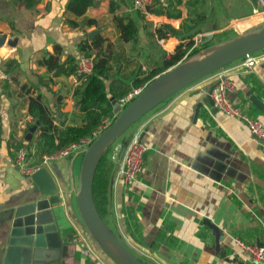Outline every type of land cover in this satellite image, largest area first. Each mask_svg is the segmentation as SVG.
<instances>
[{"label":"crops","instance_id":"crops-1","mask_svg":"<svg viewBox=\"0 0 264 264\" xmlns=\"http://www.w3.org/2000/svg\"><path fill=\"white\" fill-rule=\"evenodd\" d=\"M66 3L36 0L25 6L0 0V33L5 34L0 64L6 72L0 78V263L12 207L40 192L31 174H21L11 160L12 149L20 144L26 146L31 162H40L45 154L35 144L37 121L27 110L29 97L38 96L57 127L77 125L83 119L73 95V72L52 74L38 62L43 54L56 45L59 61L72 57L74 63L78 44L98 38L96 46H89V55L96 51L105 55L109 68L102 80L109 99L170 67L165 63L175 45L187 39L184 35H192L190 46L208 41L214 45L264 21L260 3L250 0H152L143 11L131 0H95L77 16L65 8ZM114 16L123 23L133 22L132 38H122ZM66 18L77 24L69 25ZM86 18L94 22L86 23ZM164 24L178 32L158 37L154 29ZM92 29L96 32L89 38ZM207 32L211 37L202 43ZM10 36L14 44L7 43ZM252 54L255 60L248 69L237 67L240 59L221 67L234 85L227 95L230 102L264 124V113L250 99L264 104V47ZM214 79L208 73L179 89L109 144L112 166L105 223L128 247H136L132 251L144 264H259L233 238L259 243L263 237L264 142L237 117L206 102L199 104ZM134 129L147 148L135 180L126 185L119 178L113 180L112 174ZM79 160V150L74 149L42 163L58 193L51 206L61 245L41 264H113L94 245L83 251L74 238Z\"/></svg>","mask_w":264,"mask_h":264},{"label":"water","instance_id":"water-1","mask_svg":"<svg viewBox=\"0 0 264 264\" xmlns=\"http://www.w3.org/2000/svg\"><path fill=\"white\" fill-rule=\"evenodd\" d=\"M250 1L257 3V0ZM95 32L96 29H92L87 36L91 38ZM210 37V32L205 33L201 42H205ZM4 38L5 34L0 33V42ZM6 41L8 44H14V37H7ZM263 47L264 21L252 30L205 47L201 55L185 58L157 73L125 105H121L115 97H109L113 118L79 150L80 160L73 195L79 222L87 233L89 241L95 244L113 264L143 263L109 228L96 209L92 180L102 152L123 131L171 94L224 64ZM213 84L214 81L205 87L206 92L203 93L199 104L206 102L216 109L209 95ZM250 99L264 113V104L253 96ZM35 125L36 123L28 128L25 136L31 134ZM31 177L40 192L37 196L12 207L0 264H41L40 260L50 253L49 251L58 250L61 245V237L51 206V203L59 199L57 190L43 166L32 172Z\"/></svg>","mask_w":264,"mask_h":264},{"label":"trees","instance_id":"trees-1","mask_svg":"<svg viewBox=\"0 0 264 264\" xmlns=\"http://www.w3.org/2000/svg\"><path fill=\"white\" fill-rule=\"evenodd\" d=\"M14 1L23 2L25 6H31L36 2V0ZM94 3L95 0H67L65 8L77 16L82 14L88 6L94 5ZM111 7L112 3H110V10H112ZM114 19L121 32L122 38L128 40L132 36V33L135 31L133 22L128 20L127 22L123 23L120 16H114ZM65 20L69 25L77 24L76 20L72 18H66ZM85 22L92 23L94 22V19L86 18ZM181 27H184V24ZM154 30L158 37L175 35L178 32V30L166 24L156 26ZM182 38L187 39L184 41H179L175 45L168 61L165 63V67L171 66L176 62L188 58L196 53L199 49L205 48L211 44L208 41L207 43H196L194 46H190L193 45L194 41L192 35L186 34ZM97 44L98 38L90 41V44H88L87 41L84 40L78 44V48L81 52L90 54V47H94ZM189 46L190 49L186 52V49ZM58 53L59 48L55 45L53 51L51 53L43 54V56L38 59V62L45 65L46 68L55 75L69 74L73 72L75 68L73 58L68 57L64 62H62L58 59ZM92 62V70L87 75L85 81L82 84L77 85L73 90V95L75 96L78 107L83 112V119L80 124L63 125L61 127H57L52 123L49 110L41 103L38 96L29 97L27 110L33 117V120L37 121V138L35 142L37 150L45 154H52L55 151L61 149L69 142L76 141L83 136H91L92 131L95 130V128L98 126L103 116L113 118L111 103L107 97V93L104 90L102 80V78L107 75V71L109 68L106 63L105 55L100 51L94 52ZM152 76L153 75H150L148 78L144 79L145 81H138L134 83L135 86L144 85ZM124 93L121 92L115 94L114 96L117 99ZM108 150L109 145H107L98 160L92 180V194L94 203L100 217L104 222H106L105 213L107 204V184L112 166V161L109 158ZM139 260L141 261L140 258ZM141 262L143 263V261Z\"/></svg>","mask_w":264,"mask_h":264},{"label":"built area","instance_id":"built-area-1","mask_svg":"<svg viewBox=\"0 0 264 264\" xmlns=\"http://www.w3.org/2000/svg\"><path fill=\"white\" fill-rule=\"evenodd\" d=\"M151 1L152 0H131L133 7L141 11L145 10L146 6L150 4ZM257 3H260L264 7V0H257ZM252 53L253 52L238 58L240 61L236 64L237 67L242 69H248L251 67L255 60V56H253ZM92 65V56L79 51L74 59L75 68L72 74L71 83L74 86L82 84L85 81L87 75L91 72ZM222 68L223 67H219L210 72V75L215 78L214 84L209 92L213 105L218 110L223 111L225 114L229 116H235L240 119V121L246 125L247 129L252 135H254L258 140L264 142V124L258 119L242 113L239 108L233 105L228 99L227 95L233 90L234 85L229 75ZM4 77H6V72L2 69L0 64V78ZM142 87L143 85H137L133 87L124 95L117 98V101H119L121 105H125L140 91ZM111 119L112 118L108 116H103L98 126L92 131L91 136H83L76 141L69 142L52 154H43L40 158V162H31L29 160L26 146L23 144H20L12 149L13 154L11 160L16 169L21 174L29 175L32 172L38 170L42 166V163L48 158L57 155H65L74 149L80 150L82 147L87 145L100 130L106 127ZM122 147L121 155L119 156L113 170L112 179L115 180L119 178L121 181H123V183L129 185L135 180L136 173L141 168L143 162V153L147 146L140 138L137 129H134V131H132L129 137L125 140ZM74 238L76 242L83 247V251L89 252V247L87 245V242H89V237L81 224L78 226V228H75ZM233 240L242 251L249 255L252 261L259 264H264V224L263 237L259 243H246L236 237L233 238ZM129 249L136 250V247H129Z\"/></svg>","mask_w":264,"mask_h":264},{"label":"rangeland","instance_id":"rangeland-1","mask_svg":"<svg viewBox=\"0 0 264 264\" xmlns=\"http://www.w3.org/2000/svg\"><path fill=\"white\" fill-rule=\"evenodd\" d=\"M260 7L264 10V7L260 4ZM207 48V47H206ZM205 50V48H201V49H199L196 53H194L192 56H198V55H201V53H203V51ZM200 53V54H199ZM128 129L129 128H127L125 131H123L117 138H115L114 140H116V139H118L119 137H121L125 132H127L128 131ZM113 140V141H114ZM73 204H74V208H75V202H73ZM72 215H74L77 219H76V222L77 223H75L76 225H75V228H78V226H80V224H81V222H79V218H78V216H77V213H76V209L74 210V214H72ZM80 223V224H79ZM82 225V224H81ZM86 241V240H85ZM87 242V241H86ZM87 245H88V247H93V245H94V247L96 248V246H95V244H93L92 242H87ZM97 249V248H96Z\"/></svg>","mask_w":264,"mask_h":264},{"label":"bare ground","instance_id":"bare-ground-1","mask_svg":"<svg viewBox=\"0 0 264 264\" xmlns=\"http://www.w3.org/2000/svg\"><path fill=\"white\" fill-rule=\"evenodd\" d=\"M200 54V53H199Z\"/></svg>","mask_w":264,"mask_h":264}]
</instances>
